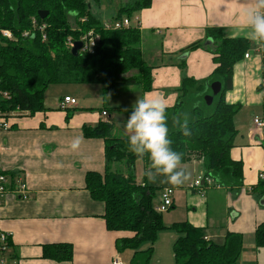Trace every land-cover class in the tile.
<instances>
[{
	"label": "crops",
	"instance_id": "obj_1",
	"mask_svg": "<svg viewBox=\"0 0 264 264\" xmlns=\"http://www.w3.org/2000/svg\"><path fill=\"white\" fill-rule=\"evenodd\" d=\"M247 2L152 0L151 7L133 19L141 32L142 57L154 67L150 92L137 86L121 87L111 94L102 93V107L97 108L88 102L80 104L67 91L51 104L45 96L43 112L9 119L10 129L0 131V167L10 181V190L18 187L19 181L29 189L27 199L8 192L0 200V231L10 236L6 256L10 264H112L115 259L130 263L133 253H118L116 241L132 234L108 231L104 204L93 200L86 189V173H103L106 161L105 142L86 139L83 128L112 122L106 119H111L112 113L129 116L136 100L146 94L161 98L167 108L174 107L184 76L202 81L216 68L210 52L213 48L207 47L206 30L223 29L226 38H244L241 11ZM196 42L203 46L187 52V47ZM253 44L250 57L234 66L233 89L225 96L228 104L241 106L234 118L237 135L230 155L242 162L243 184L238 188L213 182L200 194L186 191V216L175 220V224L188 222L203 228L206 239L216 244H222L228 233L242 235V264H264V247L255 242L256 229L264 224V180L260 179L264 171V128L254 125V119L259 118L255 113L264 106V53L262 46ZM182 61L186 63L185 72L179 67ZM65 97L75 99L77 105L61 109ZM261 115L259 119L264 121V112ZM76 139L79 143L73 148ZM191 163L193 172L205 174L202 161ZM196 164H202L203 170ZM142 167L147 178L150 170ZM165 188L176 189L160 187V196ZM175 207L174 198L171 209ZM174 236L159 237L154 248L156 252L164 241L167 264H172L174 242L180 235ZM62 243L73 246L72 261L57 263L44 258V246Z\"/></svg>",
	"mask_w": 264,
	"mask_h": 264
},
{
	"label": "trees",
	"instance_id": "obj_2",
	"mask_svg": "<svg viewBox=\"0 0 264 264\" xmlns=\"http://www.w3.org/2000/svg\"><path fill=\"white\" fill-rule=\"evenodd\" d=\"M151 5L152 0H134L122 6L111 20L127 18L132 21ZM39 11H47L48 16L40 19ZM2 30L11 31L13 39L3 37ZM91 31L99 37L94 54L79 52L78 56H73L70 42L80 41ZM26 32L28 37L23 36ZM223 34V29L206 30V40H211L207 47L213 48L210 52L216 68L202 81L184 76L177 90L176 105L166 110V123L171 147L182 155L181 165L202 161L204 178H210L219 186L240 188L243 165L234 161L230 153L237 135L234 118L241 106L228 104L225 96L233 89L234 66L253 46L246 38H226ZM141 41L140 29L134 25L106 31L94 16L90 0H0L2 117L33 116L45 111V92L50 85L100 84L104 95L121 87L134 86L150 92L154 67L144 61ZM202 46L201 42H196L186 51L192 52ZM262 49L264 53V47ZM179 67L185 72V61L180 62ZM215 82L220 83L222 89L210 107L204 98L211 95L208 88ZM185 117L191 130L189 137L179 131V121ZM114 130L113 122L83 128L86 139L105 142L106 161L103 173H86V189L93 200L104 204L103 219L108 231L132 234L117 239L118 253L130 250L133 256L129 264H149L153 246L147 250H140V247L145 241L153 243L157 234L167 228L162 213L156 211L155 197L159 188L148 184L146 178L137 181L136 162L141 160L149 171V161L147 157L137 158L132 154L127 138L113 136ZM174 228L180 235L173 246L176 264H242L239 261L242 235L228 233L222 244H216L206 239L203 228L188 222L176 223ZM255 242L264 247V224L256 229ZM43 254L44 258L57 263L70 262L73 246L46 245Z\"/></svg>",
	"mask_w": 264,
	"mask_h": 264
},
{
	"label": "clouds",
	"instance_id": "obj_3",
	"mask_svg": "<svg viewBox=\"0 0 264 264\" xmlns=\"http://www.w3.org/2000/svg\"><path fill=\"white\" fill-rule=\"evenodd\" d=\"M241 17L243 37L264 47V0H248ZM166 110V103L159 97L146 94L136 100L124 125L128 150L137 158L147 157L150 169L164 177L167 184L179 186L189 177L181 168V153L171 147ZM179 131L184 137L191 135L187 117L179 121ZM78 143L74 140L72 147Z\"/></svg>",
	"mask_w": 264,
	"mask_h": 264
},
{
	"label": "rangeland",
	"instance_id": "obj_4",
	"mask_svg": "<svg viewBox=\"0 0 264 264\" xmlns=\"http://www.w3.org/2000/svg\"><path fill=\"white\" fill-rule=\"evenodd\" d=\"M133 1L134 0H99V1L90 0L92 7H93L94 16L97 17L102 23L112 21L111 19L117 16L118 10L122 6H125L128 3H131ZM252 46L254 47L253 43H252ZM102 88H103V85H100V84L81 85V86L71 85V84L70 85H50L45 92V96H46V101H48V104H51V103H54V101L55 102L59 101L60 97H63L65 95V92L68 91L69 93L73 95V97L80 104L84 102H88L90 104L89 106L101 108L102 105H99V103L101 101V95L103 93ZM208 92L212 94V91L210 88H208ZM118 101H120V98L118 99ZM262 107L258 109V112L255 113L254 116H259V118H262L260 116H262L261 114L264 112V106L262 105ZM111 115H112L111 119H109L108 117L106 119L111 120L116 125L114 136L122 137V138L128 137V132L124 126L128 118V115L126 116V115H121V114H116V113H112ZM254 118L251 117L252 120ZM142 165H144L143 162L141 160H138L136 162L135 169H134V174L136 176V179L139 181H141L145 176ZM192 165L194 164L191 163V164L181 165V168L188 174L189 178L182 185L175 186L176 192L174 194V198L176 200V207L174 209H169L168 211L162 213L163 223L167 228H165L164 230L160 231L157 234V238L153 243L145 241L144 243H142L140 247V250H143V249L147 250L153 246V253L151 254L149 264H157V262L158 263L161 262L162 264H167L166 259H165L167 249L164 246V241H162L160 248H158L156 252L154 251V248L158 245L157 243L159 241L158 239L159 237H170V235L172 234L173 236L174 235L177 236V234L179 235L177 230L174 228V224L176 222L175 220L178 221L181 218H185L186 216V211H184L183 209L184 204H185L184 197H186V191L190 190L189 186L194 184L196 180H199V179L202 180L204 177V175L201 174L200 171L196 173V170H195L193 172L195 168L192 167ZM198 167H199V170L201 169L203 170L202 164L201 166L199 164ZM120 168L124 170V165H121ZM146 176H147L146 178L147 182H149L150 185H154L159 188L158 191L156 192V197H155V204L159 205L160 204V187L164 188L166 186H172V185L167 184L165 182V178L156 175L154 171L151 172L150 170V172H148ZM152 177H154V179ZM161 240H163V238H161ZM126 251L125 252L128 254L133 253L130 250H126ZM156 254L160 255V257L164 259L158 258ZM171 263L176 264L174 254L172 255Z\"/></svg>",
	"mask_w": 264,
	"mask_h": 264
},
{
	"label": "built area",
	"instance_id": "obj_5",
	"mask_svg": "<svg viewBox=\"0 0 264 264\" xmlns=\"http://www.w3.org/2000/svg\"><path fill=\"white\" fill-rule=\"evenodd\" d=\"M137 20L133 22V20H129L127 18H124L120 21H108L103 23V27L106 31H118L122 29H127L131 27L132 25L137 26L136 24ZM33 25L36 26L35 21H33ZM44 26L41 27V30H44ZM139 28V27H138ZM1 35L7 39H13V34L9 30H2ZM24 37H28L29 33H24ZM45 39V36L43 37ZM99 37L95 36L93 34V31L88 33L86 36L82 37L80 40L83 42V48L80 52H86L90 54H94L96 44L98 42ZM71 48L73 46V42H70ZM250 57V54L247 53L245 55V59H248ZM263 91H264V79L262 81ZM7 97V95L5 94ZM77 101L75 99H72L70 97H65L63 101L60 104V108L65 110L69 106H76ZM107 113L103 112V116H106ZM13 117L16 116V114H12ZM10 119V118H9ZM9 119H5L2 117V113L0 111V131L1 130H8L10 129V122ZM254 125L257 128L263 129L264 128V121L259 118L254 119ZM260 179L264 180V171L260 175ZM18 187H14V189H9L10 181L8 177L3 173L1 167H0V200L2 197H4L8 192L13 193L14 195L19 196L21 199H27L29 197V189L27 185L23 181H19ZM213 184L212 180L210 178H204L202 180H196L194 184L189 186L190 191L198 192L199 194L203 192L204 188L207 186H211ZM174 194L175 190L173 188H165L161 192L160 196V204L156 208V211L159 213H164L168 211L173 206L174 202ZM10 236L2 231H0V264H10L9 259L6 257L8 252V244H9ZM112 264H123L118 259H115Z\"/></svg>",
	"mask_w": 264,
	"mask_h": 264
},
{
	"label": "water",
	"instance_id": "obj_6",
	"mask_svg": "<svg viewBox=\"0 0 264 264\" xmlns=\"http://www.w3.org/2000/svg\"><path fill=\"white\" fill-rule=\"evenodd\" d=\"M38 15H39L40 19L43 20L48 16V12L47 11H39ZM210 43H211V40H208L207 44H210ZM82 48H83V42H81V41L74 42L73 46L71 48V54L75 57L78 56L79 52L81 51ZM209 88L211 89L212 94L206 95L204 100L208 106H211L213 101H214V97H216L220 94L222 87H221L220 83L215 82V83H212Z\"/></svg>",
	"mask_w": 264,
	"mask_h": 264
}]
</instances>
